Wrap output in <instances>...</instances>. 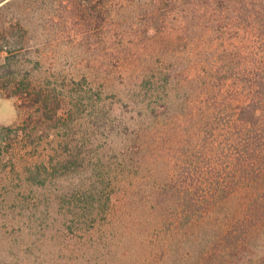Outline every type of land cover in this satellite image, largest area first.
<instances>
[{"label":"rangeland","instance_id":"374dc122","mask_svg":"<svg viewBox=\"0 0 264 264\" xmlns=\"http://www.w3.org/2000/svg\"><path fill=\"white\" fill-rule=\"evenodd\" d=\"M252 1L264 7L13 0L0 10V56L17 48L0 58V264H157L153 216L171 213L188 170L227 147L228 117L248 98L240 82L264 62ZM244 256L264 264V232Z\"/></svg>","mask_w":264,"mask_h":264},{"label":"trees","instance_id":"16d2710c","mask_svg":"<svg viewBox=\"0 0 264 264\" xmlns=\"http://www.w3.org/2000/svg\"><path fill=\"white\" fill-rule=\"evenodd\" d=\"M251 8L252 15L264 17V7L256 10L252 1ZM7 49L0 58L10 61L17 48ZM260 65L247 82H240L248 98L228 117L231 132L219 140L227 147L205 155L202 167L188 170L189 185L173 201L171 213L153 216V262L246 264L244 255L257 246L264 232V62ZM213 143L205 139L203 147ZM200 169L197 182L195 170Z\"/></svg>","mask_w":264,"mask_h":264}]
</instances>
